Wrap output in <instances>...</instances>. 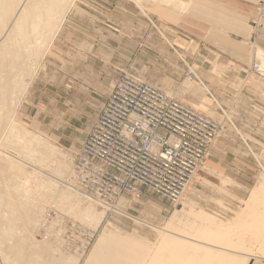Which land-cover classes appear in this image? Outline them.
Here are the masks:
<instances>
[{
    "label": "crops",
    "instance_id": "0c3cea01",
    "mask_svg": "<svg viewBox=\"0 0 264 264\" xmlns=\"http://www.w3.org/2000/svg\"><path fill=\"white\" fill-rule=\"evenodd\" d=\"M177 1L184 4L178 12L157 0L151 10L141 0H71L50 49L65 63L66 90L73 81L77 94L107 97L122 71L162 89H178L187 102L221 122L195 185L204 195L211 185L244 195L259 174L251 152L264 150V72L253 70L257 63L263 68L264 21L258 37L251 28L259 0ZM164 5L173 12L165 13ZM185 66L196 75L191 81L183 78ZM248 264H264V259Z\"/></svg>",
    "mask_w": 264,
    "mask_h": 264
},
{
    "label": "rangeland",
    "instance_id": "374dc122",
    "mask_svg": "<svg viewBox=\"0 0 264 264\" xmlns=\"http://www.w3.org/2000/svg\"><path fill=\"white\" fill-rule=\"evenodd\" d=\"M29 1L25 3V8L30 9L35 5H39L40 8L37 6L39 9H36L35 7V9L32 8L39 12L31 9V14V10H29L30 19L28 18L26 20H29L31 24H28L29 22H26L25 24L23 23L25 22V19L19 18L18 22L21 25L20 29L14 28L16 31L11 29L9 31L11 34L8 33V37L6 36L4 39L5 41L0 45V120H2L5 125L10 118L11 112H14L15 117H13V121L22 126L26 123L27 129L35 133L29 134L31 138L37 137V139L43 142L51 143L54 152L67 160L69 165L68 171L70 172L74 157L100 113L106 96L98 95L91 91L86 94H77L78 90L73 81L71 82L73 83L72 90H66L63 79H65L68 71L65 69V63L58 59L56 60V53L51 50L53 45L45 58L39 62L41 57L40 54L45 47L44 45L46 41L49 39V33L52 29L51 25L59 20V17L64 13L65 7H68L71 0H44L43 2L42 0ZM154 1L155 0H141L142 3L146 4L147 9L150 7L149 10H151V7L155 6ZM36 2L37 4H35ZM16 4L15 6L18 7V1ZM32 4L33 6H30ZM163 9L165 13L171 14L173 12L171 7L165 5ZM174 10L178 12V8H174ZM33 12H35V14ZM37 14L40 21L37 18ZM38 21L41 24L40 26L38 25L39 27H36L37 25L35 23ZM23 27L28 28L24 29ZM29 27H31L33 31L29 32V29H31ZM2 31L3 26L0 28V33ZM24 31H27V33L25 32L26 35H24ZM23 37L25 40L27 39L25 41L26 43L22 42L21 39ZM27 37L29 38V43ZM19 40H21V42ZM262 60H264V58H262ZM38 62L39 66L37 67L38 71L34 77L35 79L33 78L26 94L19 103V106L15 108V103L17 102L18 97L21 96L20 92L22 91L21 89L24 81L27 79L28 74L35 69V65H38ZM173 70L179 69H169V71ZM180 70L182 71L183 78L187 81H191L189 79L191 69L185 66ZM72 72L73 69L70 70V74ZM123 72L130 71H122L116 78L115 82L120 78ZM164 91L175 98L187 102V99L180 95L178 89L170 90L167 88ZM181 92H185L184 88ZM225 119L228 120L232 129L237 133L235 126L230 119L227 117H225ZM260 134L261 136H264V133ZM21 137L24 139L28 138L24 133L21 134ZM0 147H3L2 141H0ZM3 149L6 150V154L9 156L12 154L31 161V157L22 154L19 155V152L13 148L7 147ZM251 154L256 160V167H258L259 174L253 182L252 187H250L244 195H232L229 191L219 185H211L209 187L210 190H207V194L204 195L201 194L202 187L196 186L194 179L185 196L177 205L172 204L166 199H162L151 192H145L138 201H131L130 199L128 203L123 199L125 205L118 206L123 211V214L116 213L117 211L114 209V211L105 209L95 201H82L80 206L82 208H87V211H91L90 214L94 213L93 217L99 213L103 215L102 222L98 226H96L95 221L89 220V222H83V220L77 218L74 214L68 213L63 210L61 206H58L63 213L68 215L67 217L69 219L94 232V241L89 250L84 253L82 257L72 252H66L58 242L44 240L38 235V227L42 223L41 219L44 217V213H46L47 209L51 206L49 203L52 201L47 187L43 188L45 200L43 205H41L42 210L39 214V218L34 224L32 226H26L22 219H18L19 212L12 209L15 204L13 202L14 199L11 198L12 193L10 191L11 184H9V177L1 172L0 167V190L2 191L0 192V198L4 200L2 210H4L7 216L11 219V222L8 223L9 226L8 224H1V235L6 236L7 230L10 231V235L5 238L0 237V264H48V260H50L49 264H52L57 258L61 257L62 261L64 260V256L74 258L76 255L79 257L78 264H85L89 261V256L95 247L99 235L102 231L106 230V228L111 229L116 233L122 232V235L126 236L125 240L127 241L126 243L121 244L123 250L132 252V255H138L139 264H149L147 262L149 256L151 258L153 253L156 254L155 250L158 249L160 242L164 237V234L156 230L154 226L158 228L166 227L167 229L176 227L178 224L177 226L184 225L183 227H185L186 222L193 221L191 214H188V209H192L193 212H199L202 215L213 216L220 223H230L233 224L234 227H238L239 223L236 218L238 217L237 214L244 206V201L249 197V194L256 183H264V150H252ZM31 163L37 166V169L43 170L46 175L53 174V163H50L47 159H36L32 160ZM69 172L65 175V183L67 185H69ZM36 175L39 174L33 173L31 175L32 181L30 180V186L32 188L35 187V189L39 191V185H36L33 180ZM212 187L214 189H212ZM58 199L59 197L55 200L59 201ZM59 203L60 202H58V204ZM182 206H186L184 209L186 214L181 219L182 222H185L184 224L177 221L179 214L178 210L181 209ZM8 211L11 214H8ZM177 222L182 224L180 225ZM14 230L16 231V235L13 237L11 233ZM50 243L57 248L51 247V249L47 251L49 258L46 257V261L35 259L34 256L45 251L44 249L42 250L39 248L40 245H44V247L47 248ZM16 244H21L23 247L22 250H11V246ZM125 244L128 246L130 245V247H127ZM35 245L38 246L37 249L33 248Z\"/></svg>",
    "mask_w": 264,
    "mask_h": 264
},
{
    "label": "built area",
    "instance_id": "2783aa9c",
    "mask_svg": "<svg viewBox=\"0 0 264 264\" xmlns=\"http://www.w3.org/2000/svg\"><path fill=\"white\" fill-rule=\"evenodd\" d=\"M263 21L264 0H259L251 20L254 37L260 35ZM253 70L264 72L261 63ZM191 74L193 80L196 75ZM221 131L219 120L123 72L74 157L69 185L108 210L123 212L118 208L122 198L138 201L145 192L177 205ZM67 216L52 204L38 235L82 257L94 232Z\"/></svg>",
    "mask_w": 264,
    "mask_h": 264
},
{
    "label": "bare ground",
    "instance_id": "6f19581e",
    "mask_svg": "<svg viewBox=\"0 0 264 264\" xmlns=\"http://www.w3.org/2000/svg\"><path fill=\"white\" fill-rule=\"evenodd\" d=\"M17 1L19 3L18 7L15 6ZM27 1L29 0H0V28L3 26V31L0 33V45L3 43V41H5L4 39L6 36L8 37L7 34L11 29H20L21 25L18 22L19 18L25 19V22L23 23L26 24V22H29L28 24H31L29 20H26L28 18L30 19L29 10L34 7L39 9V5H37L39 8L35 5L39 1H37L34 4L35 6L31 7L30 9L25 8L24 6ZM43 1L44 0H42V2ZM157 1L176 7L178 5L184 6L183 3L178 2L177 0ZM29 2H31V0ZM30 6H33V4ZM69 9L70 8H68L67 11L61 16L59 23L53 29L50 40L46 41L44 45L45 47L40 54L41 57L39 62L45 58L48 51L50 50L56 36L61 30L64 18ZM33 11L39 12L38 10ZM33 13L35 14V12ZM37 18L40 21L39 16ZM39 21L35 23L37 25L36 27L40 26L41 23ZM23 28L25 29L28 27ZM29 30V32L33 31L32 28ZM25 32L27 33V31H24V35H26ZM24 37L21 39L22 42L27 40H25ZM21 40L19 41L21 42ZM259 53L261 57L264 58V52L260 50ZM39 62L38 65H35V69L28 74L27 79H25L21 89L22 91L20 92L21 96L18 97V100L15 103V108L19 106L21 99L26 94L30 83L37 74ZM191 73L193 74L194 72L191 71ZM13 117H15V113L11 112L10 118L5 125L3 124L2 120H0V141H2L3 145L2 148L0 147V167L1 172L5 173L9 177V184H11L10 191L12 193L11 198L14 199L13 202L15 204L14 208L12 209L19 212L18 219H22L26 226H32L34 224V222L39 218V214L42 210L41 205H43L45 200L43 188L47 187L52 200L49 203L50 205L53 204L56 206H61L63 210L74 214L77 218L83 220V222H89V220H92L95 221L96 226H98L102 222L103 215L99 213L94 216V218V213L90 214L91 211H87V208H82L80 206L82 201L89 200L93 202L94 200L86 197L79 190L65 183V175L67 172H69L67 160L54 152V148L51 146V143L43 142L37 139V137L31 138L29 134H32L33 132L27 129V124L25 123L22 126L19 123L14 122ZM22 133L27 135L28 138H22ZM7 147L18 151L19 155L22 154L24 156L31 157V161L36 159H47L50 163H53V174H47V176L43 170L37 169L38 167L32 164L31 161L12 154L9 156L6 154V150L3 149ZM33 173L39 174L33 179L35 184L39 185V191H37L35 187L32 188L30 186L32 181L31 175ZM70 174L71 169L68 176ZM0 192L2 191L0 190ZM58 197L59 201L55 200ZM3 201L4 200L0 198V229L1 224L6 225L11 222L10 217L7 216L4 210H2ZM58 202L61 204H58ZM123 204L124 200L122 198L119 202V206ZM185 207L182 206V208L178 210L179 214L177 213V221L182 222L181 219L186 214L184 210ZM116 211V213L123 214L119 210ZM188 211V214H191L193 221L191 220V222L189 221L186 223L182 222L183 224L185 223V227H183L184 225L177 226L178 224L176 227L171 226L172 228L167 229L166 227L158 228L154 226L156 230L164 234V237L160 242L158 249L155 250L156 254L153 253L151 258L149 256V259L147 260L149 264H248L249 261L255 257L264 259L263 182L256 183V185L251 190L249 197L244 201V206L237 214L238 217L236 218L239 223L238 227H234L233 224L230 223H220L213 216L202 215L199 212H193L192 209H188ZM8 214L11 213L8 211ZM182 223L179 224L181 225ZM8 235H10L9 230L6 231V236H2L0 230V237L5 238L8 237ZM11 235L14 237L16 235V231L14 230ZM125 237L126 236L122 235V232L116 233L115 231L106 228V230L102 231V233L99 235L95 247L89 256V261H87L85 264H139L138 255H132V252L123 250L121 244L127 242ZM51 247L57 248L51 243L47 246V248L44 247V245H40L39 248L42 250L44 249L45 251L34 256L35 259L46 261V257L49 258L47 251L50 250ZM127 247H130V245H127ZM22 248L23 247L21 244L11 246V250L13 249L16 251H20ZM33 248L37 249L38 246L35 245ZM49 261L50 260L47 261L48 264ZM78 262L79 257L76 255L74 258L70 256H64V260L62 261L61 257L57 258L55 262H52V264H78Z\"/></svg>",
    "mask_w": 264,
    "mask_h": 264
}]
</instances>
